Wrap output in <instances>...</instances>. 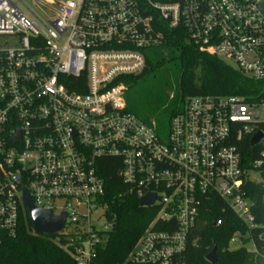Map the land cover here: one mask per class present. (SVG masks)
<instances>
[{
	"label": "built area",
	"instance_id": "obj_1",
	"mask_svg": "<svg viewBox=\"0 0 264 264\" xmlns=\"http://www.w3.org/2000/svg\"><path fill=\"white\" fill-rule=\"evenodd\" d=\"M175 29L261 90L187 96L162 135L127 110L118 79L140 72L144 51ZM1 37L14 41L0 44V242L16 232L25 188L35 206L67 214L59 233L75 264H91L112 231L100 161L114 158L138 199L155 194V217L127 261L185 264L191 228L214 197L241 223L228 248L250 243L264 258V215L250 196L264 188V0H0ZM257 131V157L244 160L237 142Z\"/></svg>",
	"mask_w": 264,
	"mask_h": 264
},
{
	"label": "trees",
	"instance_id": "obj_2",
	"mask_svg": "<svg viewBox=\"0 0 264 264\" xmlns=\"http://www.w3.org/2000/svg\"><path fill=\"white\" fill-rule=\"evenodd\" d=\"M144 54L142 70L122 76L118 82L128 86L127 110L143 122L154 123L157 128L182 108L187 96L254 98L261 90L260 82L222 59L200 51L179 29L169 30L162 45L145 50ZM237 147L244 160L257 157V146H251L248 137L240 139ZM117 161L114 158L100 161L105 165L102 198L106 205L105 215L116 225V230L110 232L105 244L96 248L91 264H135L126 260L128 254L156 214L153 207L140 206L135 193L121 182L114 167ZM254 192L250 195L254 201L253 211L259 207L264 215L261 198L264 188H256ZM239 228L241 223L233 212L221 199L214 197L202 208L191 228L184 252L185 264H210L206 255L214 245L217 257L214 264H264V258L245 247L228 248L230 236ZM71 241L63 233L34 234L24 210L15 234L1 235L0 264H75L70 254Z\"/></svg>",
	"mask_w": 264,
	"mask_h": 264
},
{
	"label": "water",
	"instance_id": "obj_3",
	"mask_svg": "<svg viewBox=\"0 0 264 264\" xmlns=\"http://www.w3.org/2000/svg\"><path fill=\"white\" fill-rule=\"evenodd\" d=\"M262 136L260 131L254 133L250 139V145H254ZM155 194H147L138 199L140 206H151L154 203ZM23 204L26 208L31 229L34 234L37 235H56L65 226L67 214L55 215L52 210L42 209L33 204L27 190L23 189ZM174 225V222L171 221ZM116 230V225L113 224L112 231ZM206 260L210 264L216 263V246L214 245L211 251L206 255Z\"/></svg>",
	"mask_w": 264,
	"mask_h": 264
},
{
	"label": "rangeland",
	"instance_id": "obj_4",
	"mask_svg": "<svg viewBox=\"0 0 264 264\" xmlns=\"http://www.w3.org/2000/svg\"><path fill=\"white\" fill-rule=\"evenodd\" d=\"M13 41L14 40L12 38H7V37H1L0 38V44H8V45H11V44H13ZM149 52H147V53H149ZM222 60L225 63H227L228 65H230V66H232L234 68H237L236 64L232 60L226 59V58H223ZM127 95H129V93L126 94V97H127ZM259 118L260 119H264V106L259 107ZM168 126H169V119L166 120L164 123H162V124L159 125L158 132L161 133L162 135H165V133L168 130ZM249 175H250V178H252V179L261 178L260 174L257 173V172H250ZM101 221H103V220H101ZM230 247L233 248L234 245H231ZM245 247H246L247 250H252L253 249V246L250 243H248L247 245H245Z\"/></svg>",
	"mask_w": 264,
	"mask_h": 264
}]
</instances>
